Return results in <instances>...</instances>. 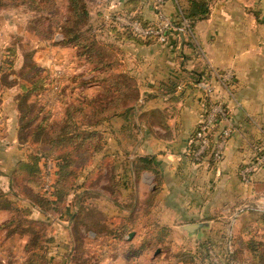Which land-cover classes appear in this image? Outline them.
I'll list each match as a JSON object with an SVG mask.
<instances>
[{
    "label": "crops",
    "instance_id": "1",
    "mask_svg": "<svg viewBox=\"0 0 264 264\" xmlns=\"http://www.w3.org/2000/svg\"><path fill=\"white\" fill-rule=\"evenodd\" d=\"M156 1L105 0L102 8L89 9L99 37L116 46L103 87L97 80L99 71L92 70L93 64L78 57L73 48L57 44L59 54L45 63L35 59L43 48L34 51L38 64L48 69L53 62L58 64L57 72L50 71L48 89L38 99L35 95L28 98V102L39 100L44 112L52 113V121L64 115L65 96L74 102L110 88L120 98L109 111L116 114L97 125L102 145L81 171L77 187L61 211L45 210L36 200L23 196L11 178L30 150L20 140L23 90L17 82L19 75L10 74L11 81L17 80L13 84L0 77V192L28 211L20 222L28 219L47 225V264H81L75 258L82 243L90 248V259H97L95 264L150 263L143 259L146 253L133 261L129 249L122 252L126 244H132L128 241L131 233H136V240L143 235L135 229L123 239L112 234L116 226L128 221L136 229L155 223L171 225L189 240H212L219 254L239 248L237 240L264 239V167L248 179L241 172L264 151V0H209V12L192 28H187V19L181 27L173 26L183 14L186 0H165L160 9ZM133 14L158 23L164 16L171 27L180 30L179 36L171 30L165 43L115 36L114 29L124 31ZM64 51L72 57L68 59ZM65 59L72 66L69 76ZM55 73L58 90L54 89ZM116 81L121 86L118 91ZM207 85L213 89L211 98L227 106L229 118L223 126L231 128L223 158L212 165L207 160L196 163L188 155ZM129 88L135 97L128 103L123 97ZM147 155L157 160L160 183L152 171H137V158ZM50 163L54 166L51 190L44 189L45 179L41 184V195L48 200L54 198L56 164L51 159L40 161L44 174ZM13 214L12 208L0 207L1 264H7V249L14 257L11 243L3 245L7 241L20 242L18 264H25L31 252L26 247L29 234L16 229V223L5 226ZM191 223L208 224L189 233L184 225Z\"/></svg>",
    "mask_w": 264,
    "mask_h": 264
},
{
    "label": "trees",
    "instance_id": "2",
    "mask_svg": "<svg viewBox=\"0 0 264 264\" xmlns=\"http://www.w3.org/2000/svg\"><path fill=\"white\" fill-rule=\"evenodd\" d=\"M66 1L69 8V13L66 15L61 13L58 16V11L54 10L53 7L56 0H0V11L8 7L27 3L29 7L39 13L35 18L30 20L32 29L40 40L47 43H50L54 38L52 24L53 20H55L57 27L63 35L58 43L73 48L78 57L86 63L93 64L92 70L99 71L97 80L101 83V86H104V73L107 71V66L108 68L112 66L111 60L114 56L112 50L116 46L114 43L105 42L99 37V33L94 30V27L91 25V15L87 0ZM186 1L187 3L182 10L183 14L179 16L180 19L178 21L173 22V26L181 27L184 19H187V28H192L196 21L204 18L209 12V0ZM126 12L131 13L130 9H127ZM130 19L139 21L145 28H156L159 24L139 14L130 15ZM171 30H175L174 32L179 36L180 30L171 27L165 31L164 35L167 36L165 42L168 41V35ZM114 35L118 38L161 42L159 35H149L144 38L135 33L130 27H126L124 31L114 29ZM4 52L5 56L3 60H0V77L15 70V63L19 57L15 47H8ZM33 56V51H29L26 54L27 59L21 70L18 71L19 80H16L23 90L20 103L22 111L20 140L22 143L28 145L30 151L27 160H22L17 164L11 178L23 196L36 200L45 210L57 212L61 211L71 191L76 189L81 171L91 164L94 152L102 145V135L96 129L97 125L106 117L109 118L116 114L109 111L114 109L113 107L119 103L120 98L114 96L110 88H102L103 90L99 92L100 94L98 93L91 97L84 96L80 101H67L65 96L64 115L53 121L51 120L52 113L44 112L45 107L40 104L39 100H36L34 102L37 107L35 115L26 121L28 114L27 111L25 112L24 101H28V98L32 95H35L38 99L48 89L50 84L49 69L46 66L38 64ZM16 81L10 80L6 83L13 84ZM125 81H127L128 85L129 79ZM86 83L85 81L84 84ZM114 87H116L117 91L121 89L118 81H116ZM65 91L66 87H64L62 93H65ZM134 93V90L129 88L127 95L123 97L124 100H127L129 103L135 97ZM106 101L108 102V107L105 105ZM203 104L207 109L211 107L212 104L208 94H206ZM88 106H91L90 110H88ZM223 107L229 115L227 106L224 104ZM214 131H216V128ZM195 138L194 130L190 139L195 140ZM215 140V138L212 140V145L216 142ZM197 147L194 141L190 142L188 155L192 161L199 163L201 161L193 155ZM45 159H51L56 164V179L53 184L52 194L54 198L51 200L43 197V194V196L41 195V184L43 183V179H45V174L40 161ZM207 161L211 165L216 164L212 160V157H209ZM136 168L137 171L141 169L152 171L156 175L157 182L160 183L161 173L155 156L138 157ZM157 191L155 190L153 193H157ZM0 207H10L15 211V214H13V217L5 226L16 223V229H20L22 233L29 234L26 247L27 249H31V252L25 264H47L44 253L46 250L45 242L47 241L44 236L47 225L41 221L28 219L25 223L20 222V218L25 217L28 211L19 208L17 203L7 199L2 192H0ZM262 221L264 225V217H262ZM133 225L131 221L125 222L122 226H116L112 234L114 237L121 236L123 239L125 235H128L133 230ZM169 232L171 231L167 227L155 223L143 236V240L163 239V236H166ZM237 243L240 245L239 248L233 251L227 248L222 254H219L212 240H203L202 248L200 249L202 255L199 254L192 257L194 259H201V261L206 262L205 264H218L212 260L214 257L210 253L212 249V252L220 258V264L222 262L223 264H264V239L250 238L241 240L240 242L237 240ZM144 250L142 248L139 250V253Z\"/></svg>",
    "mask_w": 264,
    "mask_h": 264
},
{
    "label": "rangeland",
    "instance_id": "3",
    "mask_svg": "<svg viewBox=\"0 0 264 264\" xmlns=\"http://www.w3.org/2000/svg\"><path fill=\"white\" fill-rule=\"evenodd\" d=\"M85 1V0H84ZM89 9L91 10H97L98 8H102L105 0H87ZM54 10L58 11L59 14L63 13V15H66L69 13V8L67 6L66 0H56L55 5L53 6ZM39 13L34 10L33 8L29 7V5L26 3L19 4L15 7H8L0 11V60H3V57L5 56L4 50L8 47H15L18 51L19 57L15 63V70L11 73H6L1 76V81L8 82L10 81V74H18V71L21 70L22 66L27 57L26 54L29 53V51H35L39 48H43L42 50H38L37 53H35V59L38 60L40 63H45L47 59L51 60L52 56H56L59 54L57 44L60 39H62L63 35L60 32V29L57 27L55 20H53V39L50 43L44 42L40 40L34 33L32 29V25L30 24V20L32 18H35L36 15ZM55 27V29H54ZM46 46H51L49 49L46 50ZM64 53L67 56L68 59H70L72 56L71 53L64 51ZM68 59H65L64 61L67 62L68 67L67 69V76H69V72L71 70V65L68 62ZM49 61V60H48ZM49 64V63H48ZM49 66V72L48 74L55 72L58 69V64L56 62H53V64H50ZM57 72V71H56ZM83 72H86V66L83 68ZM54 80L56 81V73L53 75ZM100 94V93H99ZM54 99V95L52 97ZM78 98V101H80ZM25 105V112L27 111V118L26 121L35 115L36 111V104L34 102H28L27 100L24 101ZM105 178L100 180L101 186L104 185ZM100 186V187H101ZM160 226L167 227L170 229L171 232L166 234V236H163V239H155V240H143V239H137L136 240V233L133 234V236L128 241L132 243L131 245H125V248L122 250V252H127L129 249L128 254L133 258V261H137V257L142 256L143 253H146L143 255V259L145 261H150V263L156 262V264H205L206 262L201 261V259L197 258L194 259L192 256L194 255H202V252L200 249L202 248V242L203 240H194V239H187L186 234L183 232L182 236L179 234V232L175 231L173 226L167 225V224H161ZM152 225H143L140 226L138 229H136V225H133V229H135V232L137 231L140 235H145L146 232L151 229ZM143 234H141V233ZM182 233V232H181ZM139 235V236H140ZM81 242V241H80ZM11 243L10 249L14 252V257H11L9 255V249L6 250L4 254L5 262L7 264H18V260L21 258L17 257L20 256L21 249H20V242L18 240L17 243L14 241H7L3 245H9ZM82 243V242H81ZM80 243V244H81ZM85 243V242H84ZM83 244V243H82ZM79 245L80 247V254L75 258L76 260H81V264H95L97 263V259L94 257L89 256V250L87 249V245ZM131 246V247H130ZM145 249L143 252L139 250ZM137 249V250H136ZM157 249H159V253L155 254ZM87 253L88 256H85ZM210 253L214 256L212 258L213 262L220 264V258L216 256L215 253L212 252V249L210 250ZM198 257V256H197ZM19 258V259H18ZM153 261V262H152ZM210 263V262H209ZM223 264V262L221 263Z\"/></svg>",
    "mask_w": 264,
    "mask_h": 264
},
{
    "label": "built area",
    "instance_id": "4",
    "mask_svg": "<svg viewBox=\"0 0 264 264\" xmlns=\"http://www.w3.org/2000/svg\"><path fill=\"white\" fill-rule=\"evenodd\" d=\"M164 0L157 1V7L160 9L163 5ZM162 20L158 24V27H149L145 28L137 20L129 19L128 27H130L135 33L142 37H147L149 35H159V40L165 42L167 36L164 35L171 27V22L166 19L164 16L161 17ZM58 77L54 83V89L58 90L59 83ZM212 87L210 85L206 86V93L210 96L211 107L209 109L204 106V109L201 113L199 122L195 128V140L190 139V142L193 141L198 146L197 149L193 152V155L196 159L202 161L207 160L209 157H212L216 163L223 158L224 148L231 136V128L229 126H223L225 122L228 121L229 115L223 103L221 101L213 100L211 98ZM216 128V131L214 129ZM216 139L215 143L212 145V140ZM209 151V152H208ZM208 152V153H207ZM261 167H264V151H261L257 154L256 158L252 162L248 163L242 170L243 177L248 179L249 175ZM53 163L47 165L45 170V185L44 189L50 191L52 187V171Z\"/></svg>",
    "mask_w": 264,
    "mask_h": 264
},
{
    "label": "water",
    "instance_id": "5",
    "mask_svg": "<svg viewBox=\"0 0 264 264\" xmlns=\"http://www.w3.org/2000/svg\"><path fill=\"white\" fill-rule=\"evenodd\" d=\"M208 223H191L184 225V229L187 230L189 233H195L196 231L200 230L202 227L207 226ZM133 236V233L130 234V238ZM159 253V249H157L156 253Z\"/></svg>",
    "mask_w": 264,
    "mask_h": 264
}]
</instances>
